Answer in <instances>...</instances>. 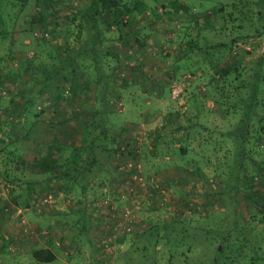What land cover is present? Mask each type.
<instances>
[{
    "label": "rangeland",
    "instance_id": "374dc122",
    "mask_svg": "<svg viewBox=\"0 0 264 264\" xmlns=\"http://www.w3.org/2000/svg\"><path fill=\"white\" fill-rule=\"evenodd\" d=\"M142 1L119 25L102 16L103 50L79 55L47 83L37 79L80 46L72 14L85 0H29L0 22V131L14 147L12 162L0 153V264H264V0ZM26 26L49 38L10 50ZM55 93L71 101L55 106ZM25 101L24 123L40 128L36 145L35 128L30 143L9 130L23 122L14 113ZM84 122L89 145L74 150ZM93 142L117 150L84 170ZM74 156L79 171L58 179ZM20 157L23 178L5 177ZM40 248L53 260L34 262Z\"/></svg>",
    "mask_w": 264,
    "mask_h": 264
},
{
    "label": "trees",
    "instance_id": "16d2710c",
    "mask_svg": "<svg viewBox=\"0 0 264 264\" xmlns=\"http://www.w3.org/2000/svg\"><path fill=\"white\" fill-rule=\"evenodd\" d=\"M33 1L34 2L31 4V6H36L37 4H42L43 1H45V0H33ZM28 3H29V0H0V22L4 23V21H5L4 17H6L5 13L8 12L12 8V6H14V5L26 6ZM174 5H175L174 7H176V8L181 7L183 9H185L182 5H179V3H177V2L174 3ZM233 6L234 5H232V4L229 5V7H233ZM42 7L43 6L39 7V10H35V9L31 8L30 15H32L34 17H39V12L41 13ZM76 8H77L76 13H74L72 15L74 17L76 15H78L77 16V20H78L77 37L78 36L81 37V33H82V37L80 38L81 39V43H80L79 48L78 49H75L73 47L71 49L69 48V51L67 52V54L61 56V58H58L57 61H55V62L50 64V68L48 69V72L43 75V78H42L43 80L42 79H37V81L41 80L44 83H47V82H50V80H52L53 77H55V75H57L59 73H62L63 71L68 72L70 66L73 63V61H75L79 55H84L85 54L88 57L95 58L97 52L100 51V50H103L102 46L104 45V40H105V38H104L105 29H103V26L101 24V21L103 20L102 16H105V17L110 16V17H112L113 20L115 21V23L117 25H119L121 23L120 21L124 20V18H130L131 19V18L134 17V14L137 11L138 12H142L145 9V5H144L142 0H130V1H128V0H85L84 3H82L81 5H79ZM232 12L233 11H230L228 14L230 16H233ZM218 14H220L221 18L225 19V16L222 13L221 9H219ZM260 15L258 14V16H260ZM239 16L240 15H237L236 17H232V18H233V20L240 21V24H243L244 19H242L243 18L242 16H240V17ZM207 18H209L207 22H209V23L213 22L211 20L212 15H207L206 14L205 19L207 20ZM72 20H74V18H72ZM3 32H5V31H3ZM35 32H37L38 34L35 35ZM14 33L15 34H13V36H12L13 39L10 41L11 44H12L10 46V50L11 49H16V48L17 49H22L24 51L33 50L32 48L34 47L33 46L34 41H38V40H41V39L42 40H47L49 38L48 37V30H45L44 28H42L40 30L37 29V30H34V31H30V27L26 26V28L24 30L23 29H22V31H20V30L17 31L16 30V31H14ZM67 35H69V33H67ZM65 36H66V33H65ZM25 37H30V40L29 41H24ZM232 40L234 41L236 39L234 38ZM32 56H34V55H32ZM58 56H59V54H58ZM125 58H129V55L125 54L124 58L121 57V59H123V60H125ZM31 61H32V58H29L27 66H29V64H31ZM93 65H94L93 66L94 69H96V67L98 68L97 65H95V64H93ZM1 66L2 65H0V86L2 84H4V81H5V76H4L3 70L1 69ZM123 66H124V64H123ZM112 70H114V68L111 69V73H112ZM73 72H74V70H73ZM113 72H115V71H113ZM61 76H62V74H61ZM116 78H117V75L114 76V79H110V82H116ZM99 79H101V78H99ZM14 80L15 81L17 80V78L15 76H14ZM83 82H87V80H85ZM78 85H80L79 82L72 81V83H71L72 94H73V92H75V90L77 89ZM1 88L2 87H0V89ZM55 96H56V102H55V100H54V102H55V106H57L58 101H60L64 97L60 93H55ZM66 98L67 97H65L63 100L65 101V103H67V102L69 103L71 101V99L66 101L65 100ZM27 102L28 101H25L24 103H21V104L18 103L20 105V107H21V111H23V112L18 111L17 113H14L15 117H21L22 116L23 117L22 121L25 119V115L27 114V107H26V103ZM54 102H53V104H54ZM94 103L95 102L93 100V102L91 103V106H90L91 108H93V104ZM23 106H24V108H23ZM77 112L78 111H75V114H77ZM40 114H41V111H38L36 114L35 113L30 114V116L38 118L39 117L38 115H40ZM247 114H248V112H245V114L242 115V119L245 118V115L247 117ZM8 123L10 125L13 124L12 121H8ZM29 125H30V128H32L33 130L35 128V131H34L35 133L33 135V139L31 137L32 133H30V131H33V130L29 129L26 126V120H25V123L23 121L21 123V125L17 126L16 128L10 126L9 130H11L13 132L12 136L15 137V138H18V134L21 133L20 140L22 139V135H23V138L28 143H30L31 139H32L31 141H33V142L37 138L40 139V135L38 134V132H40L39 131L40 128H38V131H37V129H36L37 126L35 124L34 119H32L30 121ZM85 126H86V122H84V124H83V126H82V128L80 130L81 145H79V146L73 145L72 148L74 150L77 148L78 150L83 151L84 149H86V145H89L88 137H89V134H91L90 133L91 130H90L89 126H86V127ZM14 130H16V131H14ZM93 130H95V127H93ZM99 130H100L99 134H101V133H103V134L107 133L108 134L109 133L107 130L102 129V128H99ZM35 135L37 136V138H36ZM104 136L105 135H103V137ZM7 137H8V135H7ZM7 137L5 136V132L1 133V131H0V145H1L0 153H4L8 157V159H10V160H7V161L8 162H12L13 161V156H14L13 155L14 154V151H13L14 147L12 145H7V147H6V143H5L4 140ZM27 137H29L30 140L26 139ZM91 140H92V138H91ZM34 143L36 145V142H34ZM35 145L32 144L31 147H33ZM68 145L69 144H67V145L66 144H62L61 146L69 147ZM71 145H72V143H70V147H71ZM94 149L96 151L94 152V150H93L94 154L92 155V158L89 159L90 161H88L86 163V165L84 166V170H86V169L90 170V168L97 163L96 160L99 157H101L102 160H104V161L110 159L114 155L113 153L116 152L117 146L114 147V149H113L112 146H110V145L107 146L106 143H103V145L101 147H97V145L94 143ZM98 151L101 152L100 153L101 155H98L99 154ZM103 152H106V154H102ZM7 153L9 155H7ZM20 158H21L20 159L21 162L15 163L14 169L10 168V170H7L8 168H6L5 171H3L5 177L8 176L9 179H14V178L20 179L22 177L20 175L21 174V170L19 168L22 167L24 159H23V157H20ZM78 159H79V157H78ZM78 159H76L75 156H74L72 160L68 161V159H66V161L63 162L59 166L54 164V163H52V162L50 163V165L58 166L60 171L58 173H56L57 174L56 176H57L58 179H61V180L64 181V180L68 179V177L72 176L73 173H75L76 171H79L80 167L78 166V161H79ZM104 161H102V162H104ZM69 166H70L71 169L67 170V167H69ZM46 173H48L50 175V172L47 171V170H46ZM72 179H73L74 182H77L78 178L76 179V174H74V177H72ZM68 187L69 186L65 184V189L66 190L68 189ZM218 252L219 251L216 248L215 253H218ZM32 256H33V261L34 262H50L51 260H53V257H54L53 253L51 251H49L48 249H45V248H40L38 250H34L32 252Z\"/></svg>",
    "mask_w": 264,
    "mask_h": 264
},
{
    "label": "built area",
    "instance_id": "2783aa9c",
    "mask_svg": "<svg viewBox=\"0 0 264 264\" xmlns=\"http://www.w3.org/2000/svg\"><path fill=\"white\" fill-rule=\"evenodd\" d=\"M38 34L37 32H35V35ZM46 34V33H45ZM181 91V87H180V83L178 82H174L171 86V89H170V92H171V96L172 97H176L178 96V94L180 93ZM134 170L136 171L135 173V177L137 178V180L142 183V178L141 176L138 174L140 172V168H139V165H134ZM51 195H48V198H50Z\"/></svg>",
    "mask_w": 264,
    "mask_h": 264
},
{
    "label": "crops",
    "instance_id": "0c3cea01",
    "mask_svg": "<svg viewBox=\"0 0 264 264\" xmlns=\"http://www.w3.org/2000/svg\"><path fill=\"white\" fill-rule=\"evenodd\" d=\"M118 72H119V69L117 68V70H116V72H115V75H118ZM127 73H128V71H127ZM115 75H114V76H115ZM126 76L128 77V80H129V81H130V79H132V74H131V73H128Z\"/></svg>",
    "mask_w": 264,
    "mask_h": 264
},
{
    "label": "water",
    "instance_id": "95a60500",
    "mask_svg": "<svg viewBox=\"0 0 264 264\" xmlns=\"http://www.w3.org/2000/svg\"><path fill=\"white\" fill-rule=\"evenodd\" d=\"M264 53V52H263Z\"/></svg>",
    "mask_w": 264,
    "mask_h": 264
}]
</instances>
